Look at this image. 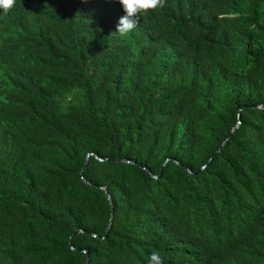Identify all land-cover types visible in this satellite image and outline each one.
<instances>
[{"label": "trees", "instance_id": "trees-1", "mask_svg": "<svg viewBox=\"0 0 264 264\" xmlns=\"http://www.w3.org/2000/svg\"><path fill=\"white\" fill-rule=\"evenodd\" d=\"M123 15L0 10V264H264V0Z\"/></svg>", "mask_w": 264, "mask_h": 264}, {"label": "clouds", "instance_id": "clouds-1", "mask_svg": "<svg viewBox=\"0 0 264 264\" xmlns=\"http://www.w3.org/2000/svg\"><path fill=\"white\" fill-rule=\"evenodd\" d=\"M117 2L124 12L115 32L121 35L133 30L139 23L141 15L165 6V0H117ZM15 4L16 0H0V10L6 14L15 7ZM148 264H163V259L158 252L153 251L148 258Z\"/></svg>", "mask_w": 264, "mask_h": 264}, {"label": "rangeland", "instance_id": "rangeland-1", "mask_svg": "<svg viewBox=\"0 0 264 264\" xmlns=\"http://www.w3.org/2000/svg\"><path fill=\"white\" fill-rule=\"evenodd\" d=\"M71 97L72 98V104L76 106H81L83 105V94L82 90H73L68 93H65L64 98Z\"/></svg>", "mask_w": 264, "mask_h": 264}, {"label": "water", "instance_id": "water-1", "mask_svg": "<svg viewBox=\"0 0 264 264\" xmlns=\"http://www.w3.org/2000/svg\"><path fill=\"white\" fill-rule=\"evenodd\" d=\"M254 107L257 108V109H263V108H264V105L254 106ZM236 129H237V127L233 130V132H235ZM228 139H229V138H228ZM228 139L225 140V142H224L223 145H222V148H223V147L225 146V144L228 142ZM124 162L130 163V161H126V160H124ZM86 166H87V163H86V165H85V167H84V170H83V172H82V175H84V171H85V169H86ZM83 180H84L86 183H89L85 178H83ZM100 188H101L102 190L105 191V193L107 194L108 198L110 199V201H111V203H112V197H111L110 193L108 192V190L106 189V187L101 186ZM111 222H112V218H111ZM78 232H81V231H78ZM109 232H110V227L108 228V231H107V235H106V237L108 236ZM83 252H85V251H83Z\"/></svg>", "mask_w": 264, "mask_h": 264}]
</instances>
